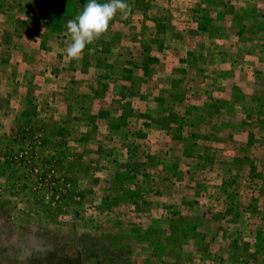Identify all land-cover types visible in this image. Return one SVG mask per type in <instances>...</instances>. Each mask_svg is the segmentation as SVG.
Here are the masks:
<instances>
[{
    "label": "rangeland",
    "instance_id": "1",
    "mask_svg": "<svg viewBox=\"0 0 264 264\" xmlns=\"http://www.w3.org/2000/svg\"><path fill=\"white\" fill-rule=\"evenodd\" d=\"M124 2L0 0V264H264V0Z\"/></svg>",
    "mask_w": 264,
    "mask_h": 264
},
{
    "label": "clouds",
    "instance_id": "2",
    "mask_svg": "<svg viewBox=\"0 0 264 264\" xmlns=\"http://www.w3.org/2000/svg\"><path fill=\"white\" fill-rule=\"evenodd\" d=\"M118 11L129 12V5L124 0H108L105 3L88 0L81 14L76 19L67 22L72 41L67 47V56L78 60L88 44L107 33L109 24ZM46 250H50V245Z\"/></svg>",
    "mask_w": 264,
    "mask_h": 264
}]
</instances>
